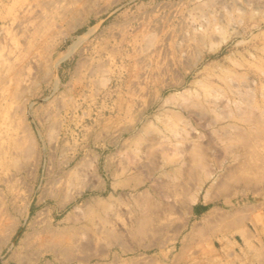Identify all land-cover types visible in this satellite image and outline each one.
<instances>
[{
    "label": "rangeland",
    "instance_id": "rangeland-1",
    "mask_svg": "<svg viewBox=\"0 0 264 264\" xmlns=\"http://www.w3.org/2000/svg\"><path fill=\"white\" fill-rule=\"evenodd\" d=\"M0 264H264V0H0Z\"/></svg>",
    "mask_w": 264,
    "mask_h": 264
}]
</instances>
